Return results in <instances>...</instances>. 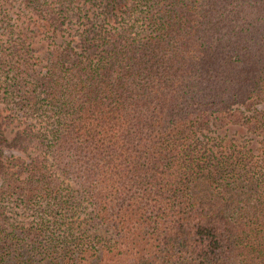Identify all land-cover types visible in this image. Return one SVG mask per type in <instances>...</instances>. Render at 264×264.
I'll return each instance as SVG.
<instances>
[{"label": "trees", "instance_id": "obj_1", "mask_svg": "<svg viewBox=\"0 0 264 264\" xmlns=\"http://www.w3.org/2000/svg\"><path fill=\"white\" fill-rule=\"evenodd\" d=\"M0 17V264H264V0Z\"/></svg>", "mask_w": 264, "mask_h": 264}, {"label": "rangeland", "instance_id": "obj_2", "mask_svg": "<svg viewBox=\"0 0 264 264\" xmlns=\"http://www.w3.org/2000/svg\"><path fill=\"white\" fill-rule=\"evenodd\" d=\"M3 20H4L3 17H0V25H1V24H5V23L3 22ZM237 129H238L239 132H241V135L243 134V135L246 136L245 131H244V130L241 131V127H238ZM247 136H248V138H247L246 140H252V137H253L252 134L247 135Z\"/></svg>", "mask_w": 264, "mask_h": 264}]
</instances>
